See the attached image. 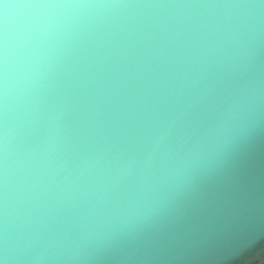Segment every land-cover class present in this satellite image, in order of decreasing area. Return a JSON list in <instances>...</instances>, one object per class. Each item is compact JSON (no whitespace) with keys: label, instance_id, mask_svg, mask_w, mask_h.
Here are the masks:
<instances>
[{"label":"clouds","instance_id":"9594fccd","mask_svg":"<svg viewBox=\"0 0 264 264\" xmlns=\"http://www.w3.org/2000/svg\"><path fill=\"white\" fill-rule=\"evenodd\" d=\"M261 146L264 0H0V264H136Z\"/></svg>","mask_w":264,"mask_h":264},{"label":"water","instance_id":"95a60500","mask_svg":"<svg viewBox=\"0 0 264 264\" xmlns=\"http://www.w3.org/2000/svg\"><path fill=\"white\" fill-rule=\"evenodd\" d=\"M204 196L214 214L211 226L190 232L136 264H252L264 252V226L254 217L243 218L250 205L264 204V146L242 156ZM232 212L240 218L230 219Z\"/></svg>","mask_w":264,"mask_h":264}]
</instances>
